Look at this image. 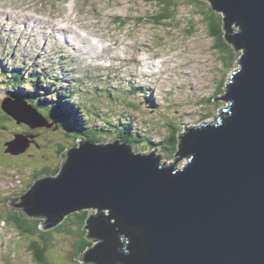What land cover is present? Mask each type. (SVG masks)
I'll return each instance as SVG.
<instances>
[{"label": "water", "instance_id": "water-1", "mask_svg": "<svg viewBox=\"0 0 264 264\" xmlns=\"http://www.w3.org/2000/svg\"><path fill=\"white\" fill-rule=\"evenodd\" d=\"M208 1L225 15L224 39L242 51L240 72L214 99L229 104L216 123L193 133L183 151L181 141L180 158L163 170L153 160L128 155L129 149L97 148L86 155L82 149L63 165L65 152L62 174L37 183L24 197L28 214L47 218L44 229L83 208L108 210L114 224L100 215L86 223L90 237L102 241L93 255L101 264H113L115 255L125 264H264V0ZM5 112L30 128L43 125L25 106L6 101ZM24 144L19 135L9 151L15 154ZM188 155L190 162L175 171ZM12 200L17 210L22 200ZM119 235L126 246L116 244Z\"/></svg>", "mask_w": 264, "mask_h": 264}, {"label": "rangeland", "instance_id": "rangeland-1", "mask_svg": "<svg viewBox=\"0 0 264 264\" xmlns=\"http://www.w3.org/2000/svg\"><path fill=\"white\" fill-rule=\"evenodd\" d=\"M173 1L178 7L176 18L162 21L159 19L162 8L154 4H147L141 0H0V10L7 12V7L11 11L22 15L19 16L21 21H13V17L11 18V15L6 13L5 17H0V26H2L1 33L6 34V36L2 34L0 38H7V40H4L5 43L3 45L6 48H10L13 43L12 37L21 38L13 26L20 29L19 27H21V25H17V23L22 22V17H24L23 21H28L29 24L34 22V20L61 23L66 19H70L71 29L75 30L76 33L80 35L87 36L90 42L99 43V46L102 47L101 49L106 51L108 58L110 56L121 57L120 61H109L98 57L90 59L95 61L94 66L88 70L90 73H95L96 80H94V82L102 84L110 81L117 85V82L122 79L124 82H128L132 85L139 84L145 89L152 88L151 91H148V96L145 100H147L150 111L154 114L160 113V108L158 106L155 108L150 98L156 96V94L159 95L163 93L164 90H166L164 94H168L166 98L168 100L173 99L171 104L180 103L182 105L177 112L169 113V116L166 115L159 121L154 117H147L151 123L156 124L155 128L160 131V140H162V134L168 131L166 123L169 124L172 120H180L185 117L183 122L180 120L182 124L178 127L186 125L191 128H196L202 123L209 124L214 122L215 118L219 116L220 111L228 110L229 104H227L225 100L214 99L221 98L225 95V88L229 84L230 77L235 71L240 69L238 60L241 54L239 51L238 53L236 51L238 59L235 60L234 64L226 66V64L222 63L220 58L221 54L215 49L214 40L209 34L207 25L208 20L201 14L200 9L196 10L195 7L190 6V4H194L197 7V4L189 0ZM10 18L11 21L9 24L12 23V26L4 23V21ZM30 18L33 21H31ZM8 27L11 28V32L7 30ZM237 29L238 27L232 23L230 26L232 34H237ZM224 36L225 33L223 34V38ZM46 38L49 39V37ZM50 41L51 40H48V42ZM227 44L230 45V43ZM227 44L226 46H228ZM51 46V44L48 45V51L55 50V45L53 44L52 49ZM91 49L95 54H98L99 51L93 48ZM82 55L83 52L80 51L78 56L82 58ZM70 59L79 67L82 73L84 63L81 64L77 62V60ZM37 61L40 62L39 59H37ZM110 62H117L119 64L118 72H111V68H104V66L108 65L107 63ZM101 64H104L103 68L100 67ZM144 65L147 67L153 66V70L150 71V74H152L153 71L158 74L148 76L153 82L152 85L146 82L138 83L126 77L129 75L135 78L144 77L145 69H142ZM29 81L30 80H27V82ZM89 83H91V80ZM39 86L41 89H45L47 93L45 86L42 84H39ZM91 87L92 84L88 86V88ZM3 97L4 96L0 94V100L3 99ZM37 99L41 100V97ZM77 99L80 103H83L82 99ZM99 102L105 113L113 115V111H115L113 122H120V117L117 115V112H122V110H114L116 102L109 93H105ZM161 104L160 102L159 105ZM206 105L208 107H205ZM185 111H190L191 113L186 114ZM41 112L43 114L46 113L43 108L40 113ZM71 114L74 115L72 110ZM188 115H190V117ZM79 118L81 121H91L85 116L82 119L80 114ZM104 118V115L97 118L93 114L91 119H97L93 124L98 123L103 125V120L100 119ZM135 118L137 119V117ZM41 122L43 125L40 128H30L26 125L23 128H18L22 130L19 134L20 137L25 136L28 143L26 146L24 144V148L21 151L14 154L18 158L6 155L4 150L0 151V179H3L2 174L13 173L18 170L21 172L24 169L23 165L25 163L29 165L30 169L35 168L34 170L43 176V178H51L54 173H57V170L62 164L61 155L65 152L61 150L60 146L55 145V142H53L54 148L53 144L46 143V140H38L39 137L42 136L40 135L41 131H47L46 119L42 118ZM64 123L65 122H62V128L66 127ZM139 124H141V122L132 121V125H136L139 128V130H135L136 135L144 136L145 138L143 137V141L147 142L150 136L147 130H143L146 128ZM5 126L13 130L16 128L8 124H5ZM124 126L125 124H121V126L114 125L112 131L121 133L123 132ZM106 132H108V130ZM50 133L56 134V136L52 134L51 139L57 138L56 130H51ZM136 135L131 133L133 143L138 150L135 151L140 152L142 149V141L140 138L137 139L138 136ZM179 135L181 136L182 133ZM2 137L5 136L3 135ZM75 137L77 136L75 135ZM104 137V135L100 136L102 141L108 144L112 136L108 138V141H106V139L103 140ZM134 138L138 141L137 143L134 142ZM117 139L123 140L121 137ZM2 142L3 139H0V144ZM9 143L14 145L15 141L9 140ZM156 145V143L151 145L147 144L145 148L146 152L142 151V153L150 154L154 151ZM10 147H12V145H10ZM64 147L67 146L64 145ZM53 148L56 150V153L52 150ZM163 148H166L164 143L160 145L153 154L160 155V164L164 163L166 167H170L180 156H175L178 152L176 149L174 150L170 147V150L163 151ZM50 150L52 151L48 152ZM57 151L60 152L57 153ZM148 151H150V153ZM6 153L9 154L8 151H6ZM189 156L190 155L177 161L175 170H183L188 164ZM42 170H44L45 174L44 172L42 173ZM28 177L29 179L26 178L27 182H31L34 177V172H32V176ZM13 181H18V178H14ZM5 183H10V181L7 179L4 183H0V190L5 188ZM88 209L89 208H83L80 211H88ZM95 209L93 214L97 216L99 212L97 208ZM102 210L104 213L101 216H104L110 225L114 224L115 221L107 214L109 211H106V209ZM68 215H65L59 223L48 230L53 233V230L58 227ZM90 217L93 216L90 214L89 218ZM43 219L44 218H36L34 220L41 221ZM4 225V222L0 221V264H38L33 260L32 252L29 249L30 243L34 238L20 235L14 229L6 228ZM71 228L75 227L71 225ZM53 237L55 241L52 239L51 243H54L47 252V257L52 260V264H79V262L82 261L81 255L74 259V251H72L73 242L78 237L68 238L69 236L67 235L66 238H64L65 236L63 234H56L55 232ZM118 238L121 243L125 242L122 235H119ZM92 243L96 246L99 244V241L94 240Z\"/></svg>", "mask_w": 264, "mask_h": 264}, {"label": "trees", "instance_id": "trees-1", "mask_svg": "<svg viewBox=\"0 0 264 264\" xmlns=\"http://www.w3.org/2000/svg\"><path fill=\"white\" fill-rule=\"evenodd\" d=\"M141 1H143L147 4H154V5L161 7L162 12L160 13L159 19L162 21L170 19V18L171 19L176 18V16H177L178 7L176 6V4L174 3L173 0H141ZM189 1L195 2L197 4V7L194 4H190V6L195 7L196 10L200 9L201 14H203L206 17V19L208 20L207 25H208L209 34L212 37V39L214 40L215 49H217L221 54L220 58H221L222 63L226 64V66H228L229 64H231V65L234 64L235 60L238 59L236 56L237 50L234 48V45L231 42H230V45H228L226 43L227 40L226 39L224 40V38H223V34H224V32H226L225 29H227V24L224 23L225 15L220 13V12L215 11L212 8L211 3L208 2L207 0H205V1H203V0H189ZM203 2H205V3H203ZM237 31H238V29H237ZM228 43H229V41H228ZM226 44L228 46H226ZM237 53H238V51H237ZM239 61H240V57H239L238 62ZM240 70H239V72H240ZM228 85H227V87H228ZM30 104H32V103H30ZM32 105H34V104H32ZM201 106H203V105H201ZM205 107H208V106L206 105ZM83 114L86 117L90 118L89 117L90 112L83 113ZM67 117H69V116H67ZM6 119L12 120L11 118L2 116L0 114V139L1 138L6 139V138H9L12 135H14V134L8 132L7 129H11V128H6V126H5V124H7ZM60 121L63 122L64 119H62L61 117H57V122H59L60 126L62 127V122H60ZM64 124L66 125V127H64V128L67 130H70V129H68L67 124L66 123H64ZM1 127H3V128H1ZM82 129H84V128H82ZM70 131L75 132L77 137L81 136V133H79V132H76L74 130H70ZM115 134L118 135V133H115ZM3 135L5 137H2ZM94 138H96L95 141H97L98 138L96 136H94ZM179 138L180 137H177V135L174 133L172 135H168V137H166L164 139V146L166 148H163V151L164 150L165 151L170 150V147L173 148L174 150L176 149L178 151L179 146H180V142H181ZM189 139H190V137L187 138V140H189ZM119 141L123 142L124 140L119 139ZM3 150H4V148L0 149V151H3ZM58 152H60V151H57V153ZM54 153H56V150H54ZM135 153H136V151H135ZM161 166H163V164ZM23 167H24V169L21 172L19 170L16 171L18 174V175H16V178H18V181H14L12 183H5L6 189L0 190V221L4 222V224H5L4 227L6 226V228H12L15 231H17L18 234L24 235L28 238H34V240L30 243L29 249L32 252L33 260L38 264H52V260L48 259V257H47V252H48V249L54 243V242L51 243L52 239H53V241H55L54 237H53L54 232L56 234H63L65 236L64 238H66L67 235L69 236L68 238L78 237L73 242V246H72V251H74V255H73L74 259L77 258L78 256L82 255L85 252H88V255L96 253L98 251L97 249L102 244V241L98 238H90V234L92 232H91L90 227L88 229V227L86 225L90 214L92 216H94L93 212L96 210L95 206L88 207L89 208L88 211H85V210L80 211L79 210V211H75V212L69 214L58 227L55 226L56 228L53 230V233H52V231H49V230H41L40 226L42 225L43 220L45 222L46 219H43L41 221H36V220H34V218H36L34 215L28 216L26 213H22L21 211L24 210L23 208L21 211L20 210H13V211L11 210V203L13 201H15L12 199L13 198L18 199V197L24 196L33 186V181L27 182L26 178L29 179V177L26 174V169L29 171H32L35 168L30 169L29 165L27 163H25L23 165ZM43 172H44V170H42V173ZM44 174H45V172H44ZM19 177H21V178L19 179ZM57 177L58 176L55 173L52 176V178H57ZM18 194L20 196H18ZM11 200H12V202L9 203ZM96 208H98L97 210L99 212V215L101 216L104 213L103 210L100 209L99 207H96ZM109 213L110 212H108L107 214L109 215ZM89 221H90V218H89ZM71 225H72V227H75V228H71ZM101 226H103L105 228V230H103L104 232L111 233L112 229H109L107 224H102ZM98 230H100V228ZM36 239H38V240H36ZM93 239L99 241V244H100V245H98L99 247L94 246V244L92 243L94 241ZM116 244L118 246L125 245V242L121 243L119 241V238H118ZM85 257L86 256L84 255V259H85ZM112 258H113V264H125L124 262L117 261L118 259H117L116 255L113 256ZM79 264H84V262H79ZM90 264H99V263L92 261Z\"/></svg>", "mask_w": 264, "mask_h": 264}, {"label": "bare ground", "instance_id": "bare-ground-1", "mask_svg": "<svg viewBox=\"0 0 264 264\" xmlns=\"http://www.w3.org/2000/svg\"><path fill=\"white\" fill-rule=\"evenodd\" d=\"M5 13L6 14H9V15H11L10 13H7V12H5V11H2V10H0V17H5ZM19 16H21V15H19V14H17V16L15 17V19L17 18V21H21V18L19 17ZM24 16H27V15H24ZM93 16V15H92ZM96 16V15H95ZM13 16L11 15V18H12ZM11 18L8 20H6V21H4V23H6V25H11V24H9L10 23V21H11ZM94 18V17H93ZM13 19V18H12ZM2 21V20H1ZM13 21H16V20H13ZM12 21V22H13ZM36 20H34V22H35ZM38 22H41V21H38ZM14 23V22H13ZM16 23V22H15ZM33 23V22H32ZM70 23H71V20L70 19H66V20H64L63 22H61V23H57V22H46L45 24L44 23H41L40 24V27H35V26H33V27H29L28 26V21L26 22V21H23L22 20V22H19V23H17V25H21V27H19L20 29H18V27H15V26H13L15 29H16V31L18 32V34H19V36L21 37V38H23V40L24 41H27L28 40V37L27 36H31L32 35V32H33V30H36V31H41V33L43 34V35H46L45 36V38L46 37H48V34H47V32H46V30L47 31H50V34H49V36L51 37V36H53L52 38L54 39V41L55 42H58V40L56 39V36L58 35V34H60L61 35V42H60V44H59V48H58V50H60V48H62V46H63V43H65L66 45H68V46H75V41H78L79 43H80V46H84V44H86V45H89L91 48H93V49H96L97 51H99V52H101V51H104V49H101L102 47H100L99 46V43H96V42H90V40L87 38V36H83V35H80V34H78V33H76V31L75 30H73V29H71V27H70ZM14 25V24H13ZM12 26V25H11ZM29 28L31 29L30 31H29ZM0 30L2 31V26H0ZM21 30V31H20ZM234 31V30H233ZM26 33H27V36H26ZM3 33H1V35H2ZM4 36H6V34L4 33L3 34ZM27 40H26V39ZM7 40V38H0V45H4V40ZM94 39V38H93ZM48 38H46V42L48 43ZM72 43V44H71ZM34 44L35 43H33V47H34ZM41 46V45H40ZM43 48H44V54H46L47 52H48V49H47V45H44L43 46ZM49 48V47H48ZM79 50L76 48L75 49V55H78L79 54ZM82 58L83 59H85L86 58V55H85V53L83 52V55H82ZM121 57H118V58H116L115 60H112V61H118V59H120ZM40 61V60H39ZM127 61H129V60H127ZM133 63V62H132ZM156 66V65H155ZM153 66H149V67H147V66H143L142 67V69H145L144 71H145V73H150V71H152L153 70V68H152ZM156 69V68H155ZM152 73H155L154 71L152 72ZM160 74V73H159ZM4 75L5 76H7V73H4ZM161 75V74H160ZM24 80H30V79H24ZM31 81V80H30ZM32 83H34V81H31ZM38 85L40 84V83H37ZM43 90V92H44V95H45V98H46V101H50V98H49V96H48V94L45 92V89H42ZM48 96V97H47ZM70 105V104H69ZM30 106H33L32 104H30ZM71 106V105H70ZM86 106H87V104L86 103H84V105H81V108L82 109H80L79 111H78V113H74V115H72V114H69V115H67V116H69V118H72V119H77V120H79L80 121V123H81V125L79 126L80 127V129L81 130H84V129H82V128H85V125H86V123L88 122L89 124H91V125H93V122H95V121H97V119H91L92 118V116H93V113H90V115H89V117L90 118H88V119H90L91 121H81V119L79 118V114H80V116L82 117V119H83V117L85 116L83 113H87L86 111H85V108H86ZM83 107H84V109H83ZM73 112H74V107L73 106H71V108H70ZM115 113V111H113V114ZM104 116H106V114H104ZM86 117V116H85ZM100 120H103V119H100ZM60 122H62V121H60ZM56 126H57V128H60L61 126H60V124H59V122L56 124ZM69 134H71V135H73V136H75L76 135V133L75 132H72V131H70V130H67V129H65ZM80 130V131H81ZM144 131H146V129H143ZM122 133V132H121ZM121 133H118V137H120V135H121ZM120 134V135H119ZM95 136V135H94ZM139 136V135H138ZM81 137V136H80ZM117 137V138H118ZM76 138H79V137H76ZM145 138V137H144ZM83 139V138H82ZM116 140H119V139H116ZM121 140V139H120ZM83 141L84 142H88V141H86V139H83ZM117 143H121L120 141H117ZM10 145H13V144H10ZM79 145V144H78ZM137 153V152H136ZM142 155L144 156L145 155V153H142ZM161 159H159V161H160Z\"/></svg>", "mask_w": 264, "mask_h": 264}, {"label": "clouds", "instance_id": "clouds-1", "mask_svg": "<svg viewBox=\"0 0 264 264\" xmlns=\"http://www.w3.org/2000/svg\"><path fill=\"white\" fill-rule=\"evenodd\" d=\"M228 43V42H227ZM239 67H240V65H239Z\"/></svg>", "mask_w": 264, "mask_h": 264}]
</instances>
